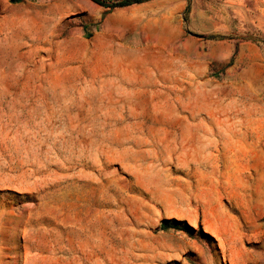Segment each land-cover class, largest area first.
Wrapping results in <instances>:
<instances>
[{
	"label": "rangeland",
	"instance_id": "obj_1",
	"mask_svg": "<svg viewBox=\"0 0 264 264\" xmlns=\"http://www.w3.org/2000/svg\"><path fill=\"white\" fill-rule=\"evenodd\" d=\"M0 0V264H264V0Z\"/></svg>",
	"mask_w": 264,
	"mask_h": 264
},
{
	"label": "trees",
	"instance_id": "obj_2",
	"mask_svg": "<svg viewBox=\"0 0 264 264\" xmlns=\"http://www.w3.org/2000/svg\"><path fill=\"white\" fill-rule=\"evenodd\" d=\"M92 2L100 5L105 6L110 4L111 6H107L110 8H116V7H126L132 4H141L148 0H91Z\"/></svg>",
	"mask_w": 264,
	"mask_h": 264
}]
</instances>
